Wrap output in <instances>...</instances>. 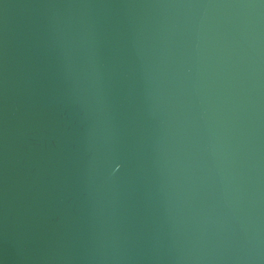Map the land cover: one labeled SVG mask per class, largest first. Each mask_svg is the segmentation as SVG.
<instances>
[{
	"label": "water",
	"instance_id": "1",
	"mask_svg": "<svg viewBox=\"0 0 264 264\" xmlns=\"http://www.w3.org/2000/svg\"><path fill=\"white\" fill-rule=\"evenodd\" d=\"M0 264H264V0H0Z\"/></svg>",
	"mask_w": 264,
	"mask_h": 264
}]
</instances>
